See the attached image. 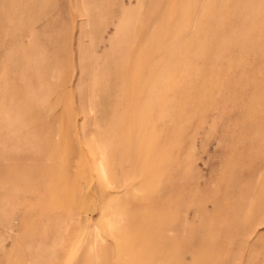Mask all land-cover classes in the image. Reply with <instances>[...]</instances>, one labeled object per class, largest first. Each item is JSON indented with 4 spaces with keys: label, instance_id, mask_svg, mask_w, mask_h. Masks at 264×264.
<instances>
[{
    "label": "rangeland",
    "instance_id": "obj_1",
    "mask_svg": "<svg viewBox=\"0 0 264 264\" xmlns=\"http://www.w3.org/2000/svg\"><path fill=\"white\" fill-rule=\"evenodd\" d=\"M0 264H264V0H0Z\"/></svg>",
    "mask_w": 264,
    "mask_h": 264
}]
</instances>
